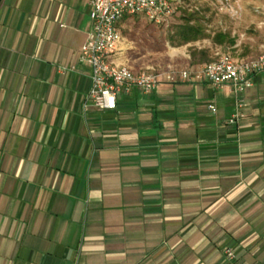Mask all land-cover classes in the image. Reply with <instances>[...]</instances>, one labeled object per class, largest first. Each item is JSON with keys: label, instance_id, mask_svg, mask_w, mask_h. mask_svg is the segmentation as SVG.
Here are the masks:
<instances>
[{"label": "crops", "instance_id": "crops-1", "mask_svg": "<svg viewBox=\"0 0 264 264\" xmlns=\"http://www.w3.org/2000/svg\"><path fill=\"white\" fill-rule=\"evenodd\" d=\"M88 12L0 2V264H264V75L242 97L176 79L98 110ZM179 55L176 72L206 64Z\"/></svg>", "mask_w": 264, "mask_h": 264}, {"label": "built area", "instance_id": "built-area-1", "mask_svg": "<svg viewBox=\"0 0 264 264\" xmlns=\"http://www.w3.org/2000/svg\"><path fill=\"white\" fill-rule=\"evenodd\" d=\"M173 0H87L90 30L80 50V60L90 69L91 85L87 93V101L98 110L112 111L116 109L118 95L136 88L143 94L156 90L162 82L172 83L176 79L187 81H203L213 87H229L238 96L243 95L246 88L254 80L264 75V48L253 59L234 60L221 54L215 60L204 64L196 71L176 72L170 70L156 74L153 70L134 71L116 64L112 58L117 54L120 43L118 24L125 17L143 16L149 22L163 24L173 15ZM212 113L215 107L209 106ZM243 103L236 101L234 111L228 119L235 124L242 114ZM227 257L231 253L226 252Z\"/></svg>", "mask_w": 264, "mask_h": 264}, {"label": "rangeland", "instance_id": "rangeland-1", "mask_svg": "<svg viewBox=\"0 0 264 264\" xmlns=\"http://www.w3.org/2000/svg\"><path fill=\"white\" fill-rule=\"evenodd\" d=\"M172 7L173 16L163 24L149 22L143 16L131 17L118 24L117 57L126 59L124 66L160 74L179 68L183 63L179 54L183 51L189 54L192 48L208 52L205 63L215 60L217 53L232 55L228 47L220 49L210 39L181 47L171 44L169 36L187 17L197 19L210 37L217 32L234 37L236 54L241 57L255 58L263 51L264 0H173Z\"/></svg>", "mask_w": 264, "mask_h": 264}, {"label": "trees", "instance_id": "trees-1", "mask_svg": "<svg viewBox=\"0 0 264 264\" xmlns=\"http://www.w3.org/2000/svg\"><path fill=\"white\" fill-rule=\"evenodd\" d=\"M128 18L131 17H125L123 20H127ZM204 39H210L211 43L216 46L231 47L235 45V39L231 38V36L227 33L217 32L210 37L204 32L202 24L197 19H193L192 17L184 18L183 23L176 26L172 35L169 36V42L171 44H175L176 47L186 46ZM189 54L192 60L190 64H193V60H195L196 56H198L200 61H207L208 58V52L204 50L197 51L196 49L192 48Z\"/></svg>", "mask_w": 264, "mask_h": 264}, {"label": "water", "instance_id": "water-1", "mask_svg": "<svg viewBox=\"0 0 264 264\" xmlns=\"http://www.w3.org/2000/svg\"><path fill=\"white\" fill-rule=\"evenodd\" d=\"M2 0H0V2H1Z\"/></svg>", "mask_w": 264, "mask_h": 264}]
</instances>
